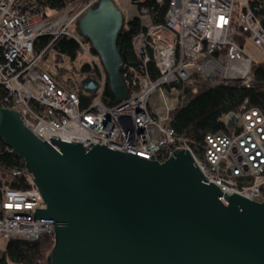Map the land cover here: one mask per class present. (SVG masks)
Here are the masks:
<instances>
[{
	"label": "built area",
	"instance_id": "built-area-1",
	"mask_svg": "<svg viewBox=\"0 0 264 264\" xmlns=\"http://www.w3.org/2000/svg\"><path fill=\"white\" fill-rule=\"evenodd\" d=\"M100 0H0V106L21 114L24 125L43 140L99 144L146 159L164 162L176 149H187L207 181L223 193L264 201V114L258 108L223 117L226 131L208 133L194 146L172 127L176 112L204 86L254 83L255 57L237 42L243 36L262 49L264 29L258 12L264 0H130L141 29L131 40L134 63L123 66L129 94L111 105L104 100L107 76L86 39L79 19ZM241 12L235 16V3ZM49 42L41 46L42 39ZM62 38L73 39L89 57L99 83L95 94L84 92L88 75L59 81L44 64ZM56 66V64H55ZM92 95H94L92 97ZM159 96V105L154 96ZM91 97V98H90ZM235 123L230 124V118ZM5 151L17 156L5 144ZM22 161V160H21ZM3 182L0 237L30 243L55 235L50 222L33 220L46 203L25 164ZM0 175V181H4Z\"/></svg>",
	"mask_w": 264,
	"mask_h": 264
},
{
	"label": "water",
	"instance_id": "water-1",
	"mask_svg": "<svg viewBox=\"0 0 264 264\" xmlns=\"http://www.w3.org/2000/svg\"><path fill=\"white\" fill-rule=\"evenodd\" d=\"M124 22L114 0H100L77 23L118 102L129 94L118 49ZM81 87L95 94L99 83L88 75ZM0 138L46 203L33 220L54 225L45 264H264V201L223 193L187 149L159 162L99 144L46 141L1 106Z\"/></svg>",
	"mask_w": 264,
	"mask_h": 264
},
{
	"label": "trees",
	"instance_id": "trees-1",
	"mask_svg": "<svg viewBox=\"0 0 264 264\" xmlns=\"http://www.w3.org/2000/svg\"><path fill=\"white\" fill-rule=\"evenodd\" d=\"M47 2L52 7H61L63 5V0H47ZM258 14L261 16L264 29V6ZM140 29L139 20L135 19L127 22L125 19L123 29L118 38V49L124 64L135 62L131 40L133 35ZM245 40V36L237 38L238 44L242 47ZM48 42L47 38L42 39L41 46H45ZM86 42L92 53L99 60L89 41L86 40ZM54 49L60 55L67 56L72 61L77 60L80 55L78 44L70 38H62ZM76 70L83 77L93 73L95 68L87 63ZM253 74L254 83L247 86L240 83H222L217 86H204L194 94L193 90H195L196 85H188L186 90L192 92L190 100L176 112L171 122L177 135L188 144L194 146L196 143L201 144L208 133L226 131L223 117L230 112L244 111L254 107L260 109L264 114V63L254 62ZM104 100L111 105L118 103L109 88L108 78ZM23 165L24 162L18 156L10 155L5 151V143L0 138V175L4 176V181H0V202L3 199V182L10 187H20L18 185L19 180L8 176L7 172L12 168ZM54 246L55 235L44 236L30 243L6 241L4 255L0 259V264H45Z\"/></svg>",
	"mask_w": 264,
	"mask_h": 264
},
{
	"label": "rangeland",
	"instance_id": "rangeland-1",
	"mask_svg": "<svg viewBox=\"0 0 264 264\" xmlns=\"http://www.w3.org/2000/svg\"><path fill=\"white\" fill-rule=\"evenodd\" d=\"M116 4L122 9L124 13L125 19L130 21L134 17H136L137 14V8L134 6L131 7L129 6L130 0H127V4L123 5V0H114ZM241 2L237 1L235 3V16L238 17L239 13L241 12ZM244 50L253 55L256 59V63H264V55H261L262 49L256 46L254 43H252L250 40L246 39L244 43ZM90 64L89 57L86 54H81L77 58V60L72 61L69 57L60 55L55 49H51L49 51V54L44 62L46 68L51 70V73L59 80H64L65 78H73V79H79L80 76L79 73H77L76 69H79L82 65L84 64ZM56 64V66H55ZM197 93V91L195 92ZM194 93V94H195ZM154 100L157 102L159 105V96L155 95ZM6 247V241L0 237V252L1 254L4 253ZM3 252V253H2Z\"/></svg>",
	"mask_w": 264,
	"mask_h": 264
},
{
	"label": "crops",
	"instance_id": "crops-1",
	"mask_svg": "<svg viewBox=\"0 0 264 264\" xmlns=\"http://www.w3.org/2000/svg\"><path fill=\"white\" fill-rule=\"evenodd\" d=\"M126 2H127V0H123V5H124V4H127ZM49 69H50V67L48 68V70H49ZM50 71H51V70H50ZM5 241H6V240H5ZM2 253H3V252H2ZM3 255H4V253L1 254V252H0V259L2 258Z\"/></svg>",
	"mask_w": 264,
	"mask_h": 264
}]
</instances>
